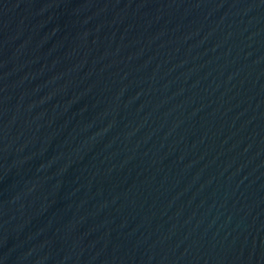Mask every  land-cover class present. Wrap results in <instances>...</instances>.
Here are the masks:
<instances>
[{"label": "water", "instance_id": "water-1", "mask_svg": "<svg viewBox=\"0 0 264 264\" xmlns=\"http://www.w3.org/2000/svg\"><path fill=\"white\" fill-rule=\"evenodd\" d=\"M0 264H264V0H0Z\"/></svg>", "mask_w": 264, "mask_h": 264}]
</instances>
